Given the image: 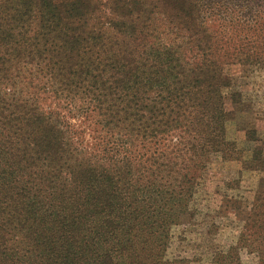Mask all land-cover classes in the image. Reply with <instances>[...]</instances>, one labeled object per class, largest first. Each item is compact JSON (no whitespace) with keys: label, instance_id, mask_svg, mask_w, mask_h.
Returning <instances> with one entry per match:
<instances>
[{"label":"trees","instance_id":"obj_1","mask_svg":"<svg viewBox=\"0 0 264 264\" xmlns=\"http://www.w3.org/2000/svg\"><path fill=\"white\" fill-rule=\"evenodd\" d=\"M232 65L264 66V0H0V264H175L205 174L242 158ZM262 180L226 194L214 264H264Z\"/></svg>","mask_w":264,"mask_h":264},{"label":"rangeland","instance_id":"obj_2","mask_svg":"<svg viewBox=\"0 0 264 264\" xmlns=\"http://www.w3.org/2000/svg\"><path fill=\"white\" fill-rule=\"evenodd\" d=\"M212 21L210 24L217 28L218 24ZM223 28L227 29L225 26ZM226 72L232 80V88L226 92L227 134L238 146L242 158L215 163L205 174L203 187L197 196L200 210L197 218L187 228L181 226L173 229L169 258L176 261L175 264H180V261L181 264H214V253L235 241L242 229L241 222L233 214L218 216L226 194L239 192L251 199V193L261 186L264 179V66L232 65L226 67ZM235 92L240 94V99L233 103L231 94ZM92 131L93 128L87 129L86 135H82L86 137L84 147L90 146ZM249 131L255 133L254 141L247 137ZM258 152H261L263 161L256 158ZM239 178L240 188L237 191L228 190L225 183ZM211 225L218 228L214 235L206 234ZM242 264H258V260L246 253Z\"/></svg>","mask_w":264,"mask_h":264}]
</instances>
